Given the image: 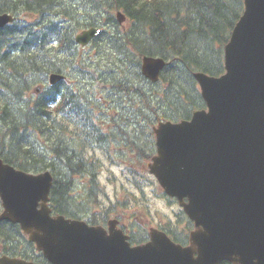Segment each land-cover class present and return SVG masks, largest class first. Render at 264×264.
<instances>
[{
	"label": "trees",
	"instance_id": "16d2710c",
	"mask_svg": "<svg viewBox=\"0 0 264 264\" xmlns=\"http://www.w3.org/2000/svg\"><path fill=\"white\" fill-rule=\"evenodd\" d=\"M117 10L126 25L118 23ZM3 12L15 21L0 28L1 158L24 171H51L53 214L103 225L113 217L132 244L146 241L140 221L151 215V198L175 203L148 174L153 126L188 119L205 106L193 73L224 71L223 47L243 0H0ZM88 26L104 30L93 53L83 50L91 53L85 60L73 35ZM143 55L167 61L158 81L141 74ZM67 59H75L73 82L48 85V74L64 71ZM37 84H44L39 94ZM87 147L121 164L138 194L109 195L100 182L105 160L87 154ZM156 226L186 244L193 223L176 206ZM0 253L48 264L19 224L5 220Z\"/></svg>",
	"mask_w": 264,
	"mask_h": 264
},
{
	"label": "water",
	"instance_id": "95a60500",
	"mask_svg": "<svg viewBox=\"0 0 264 264\" xmlns=\"http://www.w3.org/2000/svg\"><path fill=\"white\" fill-rule=\"evenodd\" d=\"M243 4L224 45V73L194 72L206 107L153 127L148 169L193 222L188 244L150 227L149 240L131 245L116 219L105 228L52 214L51 172H26L1 157L0 221L18 223L51 264H264V0ZM117 18L125 19L120 11ZM12 20L0 14V27ZM98 32L75 38L85 44ZM165 63L144 55L141 73L157 81ZM0 264L35 263L1 255Z\"/></svg>",
	"mask_w": 264,
	"mask_h": 264
},
{
	"label": "rangeland",
	"instance_id": "374dc122",
	"mask_svg": "<svg viewBox=\"0 0 264 264\" xmlns=\"http://www.w3.org/2000/svg\"><path fill=\"white\" fill-rule=\"evenodd\" d=\"M126 23L127 22L123 23V26L126 25ZM87 154L94 157L99 156L105 160L104 166L103 168H101L100 182L103 184V187L109 195H117L119 197H122L125 191H135V193L138 194V192L134 190L133 185L128 183V181L126 180L124 176V170L121 169V164L107 162L106 156H104L99 149H96V151H94V148L87 147ZM149 176L152 177L150 174ZM149 204L151 208V215H147V219L145 221H140V223L146 226L147 229L149 228V226H155L161 219L166 218L168 214L172 213V208H175L177 206V204L175 203L172 204V206L167 205L165 198L160 197H152ZM128 220L129 216L125 218V222L128 223Z\"/></svg>",
	"mask_w": 264,
	"mask_h": 264
},
{
	"label": "flooded vegetation",
	"instance_id": "af4514ba",
	"mask_svg": "<svg viewBox=\"0 0 264 264\" xmlns=\"http://www.w3.org/2000/svg\"><path fill=\"white\" fill-rule=\"evenodd\" d=\"M80 46L83 47L82 45H80ZM79 54H81V53L78 52V55ZM74 61H75V59H73V60L67 59L65 61V62H67V67L65 68V74L63 73V71H55L58 76L63 77V78H60V79L56 80L54 82V85H60L61 84V85H63V87H64V85H65V87H67V86H69L71 84V82H73V81H71V78L77 72V69H76ZM82 71L86 74V70L85 69H82ZM88 76H89V74H88ZM90 76H89V78H90Z\"/></svg>",
	"mask_w": 264,
	"mask_h": 264
}]
</instances>
